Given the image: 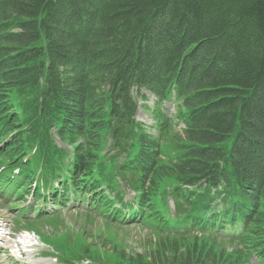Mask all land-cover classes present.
Returning <instances> with one entry per match:
<instances>
[{
	"label": "trees",
	"instance_id": "1",
	"mask_svg": "<svg viewBox=\"0 0 264 264\" xmlns=\"http://www.w3.org/2000/svg\"><path fill=\"white\" fill-rule=\"evenodd\" d=\"M0 164L111 217L127 182L158 237L107 264H264V0H0Z\"/></svg>",
	"mask_w": 264,
	"mask_h": 264
},
{
	"label": "rangeland",
	"instance_id": "2",
	"mask_svg": "<svg viewBox=\"0 0 264 264\" xmlns=\"http://www.w3.org/2000/svg\"><path fill=\"white\" fill-rule=\"evenodd\" d=\"M149 96L148 100H139L142 108L137 114L139 122L147 127L155 122L144 109V105H153L154 98ZM164 108L165 113H169L177 122V130L181 131L180 129H183L184 126L175 117V106L172 103H166ZM154 131L153 133L157 134L156 130ZM52 137L58 147L70 149L68 145L58 139L56 134ZM43 158L46 159L45 156ZM116 189L121 191L124 194V199L130 202L134 195L133 191L126 185L116 187ZM21 193L13 198V194L8 196L10 192L9 194L0 192V223L3 224L7 232L11 233V236L5 235L0 241L2 247L6 246V250L0 249V264H16L15 262H18L17 264H62V260H58L57 256H65V254H68L67 258L83 259L84 261L89 258L95 260L102 257L104 261L97 263L91 261L84 264H105L116 249H124L129 254L142 253L149 251L156 244L154 240L158 236L151 233L144 225H122L110 221L96 210L92 212L83 208L63 207L50 215L43 213L45 214L43 220L36 222L32 219L30 221V217L35 214H31V210L30 215L24 217L22 210L28 207L31 198H27L23 202ZM36 202L39 209L42 202L40 203L38 200ZM119 204V202L116 203L117 206ZM171 206H173L172 203ZM49 208L50 206L47 207V211ZM26 214L28 215L27 212H25ZM20 230L29 231V234L25 232L22 234L25 238L30 239L31 243H37L35 247L30 248V252L22 257L15 251L18 239L12 238L16 237L15 234ZM46 252L48 253L46 254Z\"/></svg>",
	"mask_w": 264,
	"mask_h": 264
},
{
	"label": "bare ground",
	"instance_id": "3",
	"mask_svg": "<svg viewBox=\"0 0 264 264\" xmlns=\"http://www.w3.org/2000/svg\"><path fill=\"white\" fill-rule=\"evenodd\" d=\"M100 242H101V241H100ZM128 245H129V244H128ZM1 249H2V250H3V249L6 250V246H4V247L1 246ZM196 252H197V251H196ZM140 255H141V254H140ZM193 256H194V255H193ZM138 257H139V255H138ZM154 259H155V258H154ZM161 259H162V258H161Z\"/></svg>",
	"mask_w": 264,
	"mask_h": 264
}]
</instances>
